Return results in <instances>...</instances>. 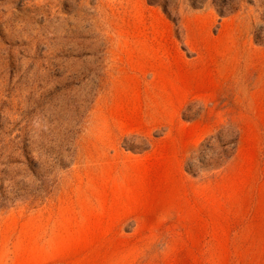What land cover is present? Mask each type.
<instances>
[{
  "label": "rangeland",
  "instance_id": "rangeland-1",
  "mask_svg": "<svg viewBox=\"0 0 264 264\" xmlns=\"http://www.w3.org/2000/svg\"><path fill=\"white\" fill-rule=\"evenodd\" d=\"M0 264H264V0H0Z\"/></svg>",
  "mask_w": 264,
  "mask_h": 264
},
{
  "label": "trees",
  "instance_id": "trees-1",
  "mask_svg": "<svg viewBox=\"0 0 264 264\" xmlns=\"http://www.w3.org/2000/svg\"><path fill=\"white\" fill-rule=\"evenodd\" d=\"M214 142L211 145V142ZM240 141V132L237 127L230 125L217 132L216 135L208 139L203 144L197 157L198 163H192L188 166V171L197 173L201 168H222L237 151ZM208 149L209 153L205 150ZM205 152V153H204Z\"/></svg>",
  "mask_w": 264,
  "mask_h": 264
}]
</instances>
